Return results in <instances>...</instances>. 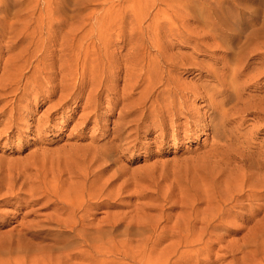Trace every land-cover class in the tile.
Segmentation results:
<instances>
[{"label": "rangeland", "instance_id": "obj_1", "mask_svg": "<svg viewBox=\"0 0 264 264\" xmlns=\"http://www.w3.org/2000/svg\"><path fill=\"white\" fill-rule=\"evenodd\" d=\"M2 18L0 264H264V0H0Z\"/></svg>", "mask_w": 264, "mask_h": 264}, {"label": "bare ground", "instance_id": "obj_2", "mask_svg": "<svg viewBox=\"0 0 264 264\" xmlns=\"http://www.w3.org/2000/svg\"><path fill=\"white\" fill-rule=\"evenodd\" d=\"M44 19H46V18H44ZM68 19H69V18H68ZM68 19H67V20H68ZM28 20H29V21H28V22H25V23H26V24L28 23L29 25H30V23H31L33 20H34L33 22H35V19H31L30 17H29ZM36 20L39 21L40 19H39V20L36 19ZM50 20H51V19H50ZM52 20H53V19H52ZM0 21L7 22V21H9V19H8V18H2V19H0ZM41 21L43 22V20H41ZM41 21H40V22H41ZM48 21H49V18H48ZM53 21H55V20H53ZM97 21H98V20H97ZM42 22H41V24H42ZM69 22H70V21H69ZM71 22H72V20H71ZM16 23L18 24V22H16ZM16 23H13V24L10 26V31L13 30V28L15 27L14 25H15ZM38 23H39V22H38ZM44 23H45V22H43V24H44ZM54 23H55V22H54ZM26 24H23V27L26 28V26H25ZM28 24H27V26H29ZM34 24H35V23H33V25H34ZM48 24H49V23H48ZM52 24H53V23H52ZM53 25H54V24H53ZM53 25H52V26H53ZM38 26H39V25H38ZM39 27H40V26H39ZM48 28H49V27H48ZM39 29H40V28H39ZM39 29L37 28V30H39ZM46 29H47V27H46ZM49 29H50V28H49ZM26 30H27V29H26ZM29 30H30V29H29ZM37 30H36V29L33 30V33H34V31H37ZM41 30H42V29H41ZM50 30H51V29H50ZM39 31H40V30H39ZM39 31H38V32H39ZM254 31H256V30H254ZM257 31H258V30H257ZM260 31H262V30H259V32L256 33V34L253 33L252 31H250L249 33L251 34V32H252L253 34H251V35L248 34L249 36H246V38L249 37V39H250L251 36H252V38H255V37L257 38V37H258V39L260 38L259 40L261 41L262 38L264 39V36H262L263 33L261 34ZM38 32L36 33L37 35H38ZM36 34H34V35H36ZM40 34H41V32H40ZM34 35H32V37H33ZM41 35H42V34H41ZM102 35H103V34H102ZM99 36H100V35H99ZM10 38H11V37H10ZM35 38H36V37H35ZM103 38H104V36H103ZM256 38H255V39H256ZM39 39H40V37H39ZM249 39H248V40H249ZM263 39H262V40H263ZM33 40H34V39H33ZM41 40H42V39H41ZM101 40H102V39H101ZM101 40H100V41H101ZM259 40H257V41H259ZM250 41H251V40H250ZM253 41H254V39H253ZM260 41H259V42H260ZM41 42H42V41H41ZM261 43H262V42H261ZM39 44H40V43H39ZM243 44H244V42H243ZM245 44H246V43H245ZM263 44H264V43H263ZM81 45H82V44H81ZM81 45H80V47H81ZM246 45H247V44H246ZM42 46H43V45H42ZM247 46H249V45H247ZM251 46H252V45H251ZM255 46H256V45H255ZM46 47H47V46H46ZM90 47H91V46H90ZM252 47H253V46H252ZM241 48H242V46H241ZM263 48H264V47H263ZM51 49H52V48H51ZM96 49H97V48H96ZM99 49H100V48H99ZM244 49H245V48H243V51H244V52H247V50H249L250 48H249V49L246 48L247 50H246V49L244 50ZM87 50H88V48H87ZM89 50H90V49H89ZM91 50H92V49H91ZM44 51H45V50H44ZM46 51H47V50H46ZM70 51H71V50H70ZM81 51H82V50H81ZM47 52H48V51H47ZM47 52H46V53H47ZM78 52H79V51H78ZM84 52H85V51H84ZM87 52H88V51H87ZM87 52H85V53H87ZM89 52H90V51H89ZM92 52H93V51H92ZM241 52H242V51H239L238 54L240 55ZM49 53H50V52H49ZM80 53H81V52H80ZM105 53H106V52H105ZM70 54H71V53H69V55H70ZM78 54H79V53H78ZM78 54H77V56H78ZM243 54H245V53H243ZM243 54H242V55H243ZM45 55H46V54H45ZM71 55H72V54H71ZM88 55H89V54L87 53L86 57H87ZM72 56H73V55H72ZM75 56H76V55H75ZM83 56H84V55H83ZM90 56H91V55H90ZM79 57H80V56H79ZM240 57H241V55H240ZM65 58H66V57H65ZM91 58H92V57H91ZM236 58L238 59V55H237ZM46 59H47V58H46ZM76 59H77V58H76ZM106 59H107V58H106ZM106 59H105V60H106ZM78 60H79V59H78ZM84 60H85V63H84V66H85V64L87 63V61H86V59H85V56H84ZM84 60H83V61H84ZM94 60H95V59H94ZM80 61H81V60H80ZM95 61H96V60H95ZM70 62H71V61H70ZM70 62H69V60H68V61H67V64H70ZM72 62H73V61H72ZM80 63H81V62H80ZM80 63L76 60L74 64L71 63L69 66H67V69H70V68H72L73 66H74V68H77V69H78V68L81 66ZM103 63H104V61H103ZM50 65H51V64H50ZM235 65H236V64H235ZM249 65H250V64H249ZM63 66H64V65H63ZM233 66H234V65H233ZM51 67H52V66H51ZM236 67H237V66H236ZM46 68L49 69L50 67L47 65ZM53 68H54V67H53ZM63 69H65V68H63ZM81 69H82V68H81ZM237 69H238V68H237ZM237 69H236V70H237ZM46 70H47V69H46ZM72 70H74V69H72ZM44 71H45V70H44ZM74 71H76V70H74ZM105 71H106V68L104 67L103 72H105ZM232 71H233V70H232ZM237 72H238V71H237ZM230 74H231L232 76H233V74H234V77H235V74H237V73H235V71H234V73L232 72V73H230ZM73 75H74V74H73ZM76 75H77V74H76ZM81 76H83V75H81ZM240 76H241V75H240ZM234 77H233V78H234ZM67 79H68V78H67ZM235 79H237V78H235ZM71 81H72V79H71ZM8 82H9V81H8ZM225 82H226V81H225ZM237 82H238V81H237ZM237 82H236V84H237ZM236 84H235V85H236ZM240 84H241V83H240ZM8 85H9V84H8ZM11 85H12V84H11ZM15 85H16V84H15ZM74 85H75V84H74ZM230 85H231V83H230ZM222 86H223V85H222ZM237 86H238V85H237ZM246 86H247V84H246ZM235 87H236V86H235ZM243 88H244V87H243ZM52 89L55 90L54 88H52ZM52 89H50V90H48V91L52 93V92H53ZM95 90H96V89H95ZM98 90H99V89H98ZM233 90H234V89H233ZM14 92H15V90H14ZM14 92H13V93H14ZM16 93H17V92H16ZM97 93H98V92H97ZM14 94H15V93H14ZM98 94H99V93H98ZM15 95H16V94H15ZM230 95H231V94H230ZM212 104H213V102L210 101V106L214 109V107L212 106ZM51 110H52V109H51ZM213 112H214V111H213ZM87 117H88V116H86V118H87ZM86 118H85V119H86ZM211 123H212V120L210 121V124H211ZM14 125H15L14 123H10V124L7 126V129H11V128H13ZM210 126H211V125H210ZM218 132H219V131H218ZM248 163H249V162H248ZM259 163H260V162H259ZM259 163H258V164H259ZM261 165H262V164H261ZM247 166H248V165H247ZM261 167H262V166H261ZM74 179H75V178H74ZM87 182H88V181H87ZM13 183H15V182H13ZM13 183H12L11 188L14 186ZM73 184H74V183H73ZM16 185H17V184H16ZM42 185H43V186H46V184H42ZM47 185H48V184H47ZM84 185H85V184H83V186H84ZM75 186H76V185H75ZM46 187L48 188V186H46ZM72 187H73V186H72ZM85 187H86V186H85ZM21 188H22V187H21ZM238 188H239V186H238ZM238 188H237V190H238ZM44 189H45L47 192L49 191V190H47L46 188H44ZM48 189H49V188H48ZM68 189H69V188H68ZM78 189H79V186H78ZM251 189L255 190V187H254V186H251ZM32 190H33V189H32ZM34 190H35V191H30V194H29V197H30V198H34V197L36 196V194H37L36 191H37V190H36V189H34ZM58 190H59V188H58ZM58 190L55 191V192L58 193ZM63 190H64V189H63ZM63 190H61V192H62ZM70 190H73V189H70ZM70 190H69V191H70ZM253 190H250V192L253 193ZM261 190H262V189H261ZM59 191H60V190H59ZM66 191H67V190H66ZM66 191H65V193H66ZM78 191H79V190H78ZM80 191H81V190H80ZM12 192H14V191H12ZM16 192H17V190H16ZM21 192H22V191H21ZM67 192H68V191H67ZM71 192H72V191H71ZM236 192H238V191H236ZM242 192H244V191L242 190L241 193H242ZM48 193H49V192H48ZM57 193H56V194H55V193L53 194V192H52V193H49V194H51V195L47 198V199H48L47 202H48V203H53V204H55V205L66 206V207H68V208H69V207L80 208V207H83L84 205H89V204H88V199L86 198V200H85V196H83V197H81V199H79V198H78L79 195H78V197H76L77 195H76V193H74V191H73V193H74L76 196L73 197V199H71V200H69V201H68V200H67V201H64V200H62V201H61V200H58L59 197H60L59 194H60V195H62V194H61L60 192H59V194H57ZM78 193H79V192H78ZM228 193H229V192H228ZM9 194H11V191L9 192ZM12 194H13V193H12ZM17 194H18V193H17ZM14 195H16V194H14ZM14 195H13V196H14ZM22 195H23V194H22ZM22 195H21V196H22ZM27 195H28V194H27ZM57 195H58V196H57ZM63 195H64V194H63ZM63 195H62L60 198L63 199V197H65V196H63ZM67 195H68V196H67ZM69 195H70V193H67V194H66L67 199L70 197ZM83 195H84V194H83ZM5 196H7V195H5ZM9 196H10V195H9ZM13 196H12V197H13ZM21 196L19 195L20 198L23 197V196H22V197H21ZM72 196H73V195H72ZM244 196H245V195H244ZM7 197H8V196H7ZM10 197H11V196H10ZM19 197L17 196V197H15V198L17 199V198H19ZM57 197H58V199H57ZM5 198H6V197H5ZM44 198H45V197H44ZM53 198L56 199V200L51 201ZM71 198H72V197H71ZM232 198H233V196L231 197L230 200H229L228 198H227L226 200L231 201ZM22 199H23V198H22ZM22 199H21V200H22ZM45 199H46V198H45ZM10 200H11V198H10ZM17 200H18V199H17ZM19 200H20V199H19ZM21 200H20V201H21ZM34 200H35V199H34ZM65 200H66V198H65ZM226 200H225V203L227 204L228 201H226ZM23 201H24V200H23ZM34 202H36V201H34ZM37 202H38V201H37ZM229 203H230V202H229ZM218 220H219V218H218ZM212 222H213V221H212Z\"/></svg>", "mask_w": 264, "mask_h": 264}]
</instances>
